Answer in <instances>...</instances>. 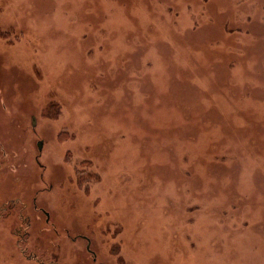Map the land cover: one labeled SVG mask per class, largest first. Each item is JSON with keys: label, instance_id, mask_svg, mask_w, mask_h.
<instances>
[{"label": "rangeland", "instance_id": "1", "mask_svg": "<svg viewBox=\"0 0 264 264\" xmlns=\"http://www.w3.org/2000/svg\"><path fill=\"white\" fill-rule=\"evenodd\" d=\"M0 264H264V0H0Z\"/></svg>", "mask_w": 264, "mask_h": 264}, {"label": "flooded vegetation", "instance_id": "2", "mask_svg": "<svg viewBox=\"0 0 264 264\" xmlns=\"http://www.w3.org/2000/svg\"><path fill=\"white\" fill-rule=\"evenodd\" d=\"M34 203H35V202H34ZM44 212H45V211H44ZM46 216H47V218H48V220H49V214H47ZM88 243H89V241H88ZM89 244H90V243H89ZM89 249H90V248H89Z\"/></svg>", "mask_w": 264, "mask_h": 264}]
</instances>
